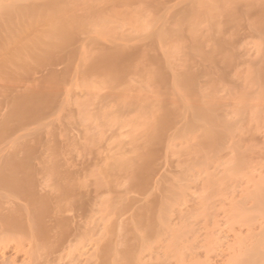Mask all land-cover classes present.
Segmentation results:
<instances>
[{
	"label": "rangeland",
	"instance_id": "1",
	"mask_svg": "<svg viewBox=\"0 0 264 264\" xmlns=\"http://www.w3.org/2000/svg\"><path fill=\"white\" fill-rule=\"evenodd\" d=\"M63 1L84 22L72 40L48 62L0 69V124L25 93L49 100L0 138V162L27 158L31 197L48 203L39 230L30 196L0 187V264H233L264 230L249 198L264 181V0L203 2L196 30L178 20L203 0ZM0 10V40L36 19L13 26ZM2 41L0 61L14 47ZM115 48L136 61L119 82L93 67ZM204 106L213 123L196 118Z\"/></svg>",
	"mask_w": 264,
	"mask_h": 264
},
{
	"label": "bare ground",
	"instance_id": "2",
	"mask_svg": "<svg viewBox=\"0 0 264 264\" xmlns=\"http://www.w3.org/2000/svg\"><path fill=\"white\" fill-rule=\"evenodd\" d=\"M24 1H28V0H24ZM23 1V2H24ZM34 1V0H33ZM68 0H66V2H67ZM116 1V0H115ZM120 2L121 1H130V0H119ZM193 1H197V0H193ZM200 1V0H199ZM212 1H215V2H219V3H221L222 2V7L223 6H226V7H228L229 6V4L230 3H228V5H227V1H229V0H203V1H200L199 3H198V1H197V3L198 4H196L195 5V7L194 8H192L190 5V7L189 8H187L186 10H184L183 12H184V17L182 18V16L183 15H181L180 16V14H179V16H178V19L181 17L182 19H183V21L182 20H178L179 21V23H178V25H180V27L181 28H183L182 26H181V24L185 21L186 22V25H187V22H188V25L187 26H189V24H190V26L191 25H193V27H190L191 29L193 28V29H195L196 30V28H197V26H198V23L199 22H201L202 20H203V22H204V20H206V19H209V14L208 13H201L200 11L201 10H199V9H208V8H212V4H213V2ZM233 1V0H232ZM242 1V0H241ZM245 1H248V0H245ZM258 1V0H257ZM23 2H21V0H11V2L10 3H8V0H7V3L8 4H6L5 3V1L3 2L2 1V4H0V8H11L12 9V11H9L8 13L6 12V14H7V16L9 17L7 20H8V22H12V24H13V22H15L16 21V19H15V21H12L13 20V18L12 17H16V18H21L20 20H23L22 19V17L24 16V17H26L25 15H28L27 17H29V15H36L35 17H36V19H34V21H32V23L29 25L28 24V21H27V28L28 27H30V29L28 28V30H25V25L24 26H22V24L23 23H25V22H20V25L22 26V27H24V30L25 31H21V27H19L18 28V26H20V25H18V26H15L14 28H16L17 27V30L18 29H20V31H13V30H11V32H8V30H6V27H2L3 29L5 28V30H6V32H7V34H6V32H5V34H4V32H2V34H3V37H2V39H5V41H9V43H13L14 44V47H12V48H10V46H9V44L6 42V44H7V48L5 49V51H7V52H5V57H3V58H6V59H4L3 60V58H2V60L0 61V69H3V68H5V67H7L8 65L10 66L11 65V63H10V61H14L15 62V65H17L18 67H22V66H27L26 64H29V62H31L32 60H34V62L35 61H37V62H39V63H44V62H48V61H50L52 58H53V55H54V53L56 54V51H58V48H60V47H65V45H67V43L70 41V40H72V37H73V35H74V30L75 31H77L78 30V28H80L79 27V25H83L84 24V22L83 23H81V24H79L80 23V21H78L79 20V17L77 18H74L76 15H72V16H74V17H72V16H70L71 15V13H70V15H68V16H65V15H67L65 12H64V9H68V8H66L67 6H69V5H67V3H66V6H64V5H61V3H64L65 1H63V0H46V2H43L44 4L43 5H40V6H36V5H34L33 3H31L30 2V4H28V3H23ZM203 2H205V4H207V6H203L204 5V3ZM208 2V3H207ZM212 2V4H210ZM226 3V4H224V3ZM231 2V1H230ZM235 2V1H234ZM264 2V1H263ZM262 2V3H263ZM194 3V2H193ZM192 2H191V4H193ZM203 3V4H202ZM218 3V4H219ZM232 3V2H231ZM251 3V2H250ZM253 3V2H252ZM261 2H258V4H260ZM65 4V3H64ZM209 4V5H208ZM235 4V3H234ZM248 4H249V1H248ZM256 4V3H255ZM255 4H253V5H255ZM258 4H256V5H258ZM38 5H39V3H38ZM220 5V4H219ZM220 5V6H221ZM237 6H238V3L236 4ZM252 4H251V6H253ZM204 8H203V7ZM209 6V7H208ZM200 7V8H199ZM202 7V8H201ZM217 7H218V5H217ZM230 8H231V4H230V6H229ZM260 7L261 8H263V11H264V7L262 6V5H260ZM198 8V9H197ZM249 8V7H248ZM247 7H246V10L248 9ZM188 9H192L191 11H193V13L192 12H189L190 10H188ZM225 8H223V9H221V10H224ZM254 9V8H253ZM7 10V9H6ZM196 10H199V12L198 11H196ZM228 10H230V9H228ZM235 10H236V8H235ZM250 10V9H249ZM1 11V10H0ZM8 11V10H7ZM66 11V10H65ZM68 11H70V10H68ZM186 11V12H185ZM190 13H188V12ZM195 11H196V13H195ZM203 11V10H202ZM207 12V10H204V12ZM208 11H210V14H211V17L213 18L215 15H213V13H211L212 11L209 9ZM217 11V10H216ZM231 11H232V8H231ZM2 12V11H1ZM218 12V11H217ZM186 13V14H185ZM189 14V16L191 15V17L189 18V21H188V17L186 16V15H188ZM204 14L205 15V18H206V16H207V18L205 19L202 15V18H201V16L200 17H198L199 15L198 14ZM219 13H221V12H219ZM224 13H227L226 12V9H225V12ZM231 13V12H230ZM182 14V13H181ZM208 14V15H207ZM214 14H216V12H214ZM223 14V13H222ZM227 15H230L229 13L227 14ZM243 15V14H242ZM70 16V17H69ZM192 16L194 17L195 16V18L197 19V18H199V20H197L196 21V19L195 18H192ZM209 16V17H208ZM232 16H234L233 15V12H232ZM231 16V17H232ZM31 17H33V18H35L34 16H31ZM230 17V18H231ZM261 17H263V19H264V16H261ZM2 18V17H1ZM81 18V17H80ZM204 18V19H203ZM27 19V18H26ZM190 19H192V20H194V21H192V20H190ZM202 19V20H201ZM211 19V18H210ZM227 19V18H226ZM239 19V18H238ZM263 19H261V21L263 20ZM20 20H18V22H15L14 24H13V26L16 24L17 25V23H19V21ZM28 20H29V18H28ZM33 20V19H32ZM177 20V19H176ZM1 22H2V20H0ZM177 21V22H178ZM198 22V23H196V22ZM207 21V20H206ZM205 21V22H206ZM235 21V20H234ZM238 21V20H237ZM190 22V23H189ZM193 22H194V24H193ZM259 22V21H258ZM3 23V22H2ZM22 23V24H21ZM44 23H46L45 25L47 26V29H44L43 31H39V28H38V30L35 28L36 26H39L40 24H43V26H44ZM76 23L77 24H79L78 26L76 25ZM202 23V22H201ZM183 24H185V23H183ZM182 24V25H183ZM197 24V25H196ZM2 25H4V24H2ZM195 25V26H194ZM199 25H200V23H199ZM46 26H44V28L46 27ZM184 26V25H183ZM1 27V26H0ZM40 27H42V26H40ZM180 27H179V29H180ZM185 28H186V26H184ZM189 27H187V29L189 30ZM219 27V26H218ZM26 28V29H27ZM75 28H77V30L75 29ZM198 28H199V26H198ZM43 29V28H42ZM42 29H40V30H42ZM167 29V28H166ZM213 29H214V27H213ZM170 29H168L167 31H169ZM182 30V29H181ZM198 30V29H197ZM166 31V32H167ZM175 31V30H174ZM173 30H172V32H174ZM178 31H180V30H176V32H178ZM190 31V30H189ZM165 30L163 31V30H160V32H158V36H159V38H160V36H164L165 35ZM170 32V31H169ZM168 32V35L166 34L165 36H171L172 34V32H170L169 33ZM192 32V31H191ZM175 33V32H174ZM180 33V32H179ZM179 33H178V35H179ZM192 33H195V31H193ZM182 34V33H181ZM196 34V33H195ZM195 34H193V35H195ZM173 35H176V33L175 34H173ZM177 35V36H178ZM181 37V36H180ZM179 37V38H180ZM0 38H1V36H0ZM166 38V37H165ZM1 39V40H2ZM160 39H162V38H160ZM0 40V41H1ZM194 40H196V39H194ZM5 41L3 42H1L2 43V47H4L6 44H5ZM197 43V42H196ZM10 44V45H11ZM200 44V43H199ZM197 44H195L194 46H196ZM8 46H9V48H8ZM0 47H1V45H0ZM63 47V48H64ZM124 48V47H123ZM194 48V47H193ZM196 48V47H195ZM198 48V47H197ZM61 50V49H60ZM114 50V49H113ZM111 51V52H106V53H103L102 52V54L101 55H99V56H97L96 57V59L93 61V67L96 69V70H100V71H102L103 72V74L102 75H108V76H110V80H112V82L113 81H117L118 80V82H119V79H120V77H122L121 76V72H123V71H125V70H128V69H134V67H133V63H135L136 61H133V59H131V57H132V54L130 55V54H128V53H126V52H129L128 50H126V52H125V50H123V49H119V48H115V51ZM3 54V53H2ZM7 54H9V56H8V58L6 57L7 56ZM3 56V55H2ZM135 56V55H134ZM94 57V56H93ZM133 58V57H132ZM205 58V57H204ZM30 59H32V60H30ZM207 60H208V58H206ZM27 60H29V62L27 61ZM135 60V59H134ZM8 63H10V64H8ZM13 63V62H12ZM14 64V63H13ZM31 64H32V62H31ZM34 64V63H33ZM33 64H32V66H33ZM92 64V63H91ZM134 65H136V64H134ZM264 66V65H263ZM15 67V66H14ZM131 67H133V68H131ZM26 68V67H25ZM20 69V68H19ZM22 69V68H21ZM20 69V70H21ZM262 70V69H261ZM28 71V70H27ZM26 71V72H27ZM95 71V70H94ZM97 72V71H96ZM102 72H100V74L102 73ZM120 73V74H119ZM104 75V76H105ZM158 75V74H157ZM188 75V74H187ZM160 76V75H159ZM194 76V75H193ZM193 76H189V77H191V80H192V78H193ZM54 78V77H53ZM160 78V77H159ZM186 78V77H185ZM188 78V77H187ZM189 79V78H188ZM110 80H109V82H110ZM121 80V79H120ZM112 82H110V84L112 83ZM178 83L180 84V82H179V80H178ZM186 83H187V81H186ZM191 83V82H190ZM195 83V82H194ZM115 84V83H114ZM120 84V83H119ZM113 84H111V86H112ZM196 85V84H195ZM114 86V85H113ZM189 86H191V85H189ZM115 88H117V87H115ZM194 89V88H193ZM21 95H23V94H21ZM45 96H46V94H45ZM48 97V96H47ZM50 98V97H49ZM14 102H12V107H11V110L9 111V113H7L8 115H7V117L5 118V120L0 124V138L2 137V136H4V134H6V132L7 131H9L11 128H12V125L14 124V122H18V123H23V122H25L26 120H29V119H32V118H37V116L40 114V113H42L45 109H46V106H47V102H49V100L48 101H46V97H44V95H43V93L42 92H40V93H36V92H30V93H25V95H23V96H19L18 98H16L15 100H13ZM206 102V101H205ZM198 104V103H197ZM126 105H130V103L128 102ZM201 105V104H200ZM203 105V104H202ZM197 106H199V105H197ZM207 107V106H206ZM187 108V107H186ZM199 108V107H198ZM204 108H205V106H204ZM204 108H201V109H199L202 113L200 114H198L199 116H196V118H199V117H203V118H206V120H209V123H210V121L212 122V119L210 118V115H209V113L207 112V110H206V108L204 109ZM208 108V107H207ZM167 109V108H166ZM165 108H164V110H166ZM196 109H197V107H196ZM195 109V110H196ZM181 110V109H180ZM194 110V111H195ZM212 110V109H211ZM173 110H166V112H164L163 114H164V116L163 117H161V119L160 120H158L157 121V123H156V132H160L161 133V128H163L164 126H165V124L168 122V123H170L171 124V120H172V118H173V112H172ZM177 111H178V109H177ZM208 111H210V110H208ZM161 112H163V111H161ZM175 114H177V112L175 113ZM180 114V113H179ZM181 115V114H180ZM5 116H6V114H5ZM161 116V115H160ZM159 116V117H160ZM177 116H179L178 114H177ZM176 116V117H177ZM158 117V118H159ZM33 120V119H32ZM205 120V121H206ZM155 122H156V120H154ZM193 121V120H192ZM155 122L154 123H152V126L154 127V124H155ZM208 122V121H207ZM168 123L166 124V125H168ZM173 123V122H172ZM213 123V122H212ZM218 123V122H217ZM221 123V122H220ZM192 125H190L191 127H193V122L191 123ZM222 124V123H221ZM18 125V124H17ZM20 125V124H19ZM195 125H197V124H195ZM226 125V124H225ZM14 126V125H13ZM210 126V125H209ZM217 126H218V124H217ZM213 127V126H212ZM197 128V127H196ZM207 128H210V127H207ZM193 129V128H192ZM203 129V128H202ZM212 129V128H211ZM211 129H207L206 131H205V135L206 136H203V138L204 137H207L208 138V140H209V138L211 139V140H213L212 139V136L214 137V130L212 129V131H211ZM10 132V131H9ZM150 132H152V130H150ZM149 132V133H150ZM148 133V134H149ZM151 135L152 134H155V132H152V133H150ZM149 134V135H150ZM157 134V133H156ZM156 135H154L153 137L156 139V137H155ZM158 136V135H157ZM149 137H151V136H149ZM152 137V138H153ZM152 138H150V140H154V138L152 139ZM158 139H159V137H157ZM218 138V137H217ZM207 140V141H208ZM210 140V141H211ZM212 144V143H211ZM14 155V154H13ZM11 156V158H9V157H7V158H9V159H4L2 162H0V187L2 186L3 188H8V189H10L12 192H15V193H20V194H25V195H28V196H30L29 198H30V201H32V203H33V210H34V220H35V222L37 223V229H39L38 227H41L42 228V222L44 223V220H42V217H44L45 216V213H46V210L48 209L47 208V206H48V203H46L45 201L44 202H38V201H35V200H33V198L31 197L32 195H31V192H30V189L28 188V182H29V180L27 179L28 178V176H24V174H23V171H25V169H26V167H27V165H28V161H27V158L25 159V160H21V159H19V158H16V156ZM28 156V155H27ZM144 158V157H143ZM30 159V158H29ZM146 159V158H145ZM145 163H147L146 161H145ZM144 163V164H145ZM149 164V163H148ZM143 167V166H142ZM149 168V167H148ZM143 169H144V167H143ZM141 170V172L140 173H142L143 171H142V169L140 168L139 169V171ZM137 172V171H136ZM143 174V173H142ZM138 175V174H137ZM141 176V175H140ZM29 178H31V177H29ZM143 178V177H142ZM262 179V178H261ZM260 182V181H259ZM263 183V184H262ZM262 184V185H261ZM261 184L259 185V186H261V188L258 190L257 189V192H251V193H249V195L250 194H252V195H250L249 196V198H251V200L253 201V202H251V200H250V202L251 203H253V211H254V219H256V216H260L263 220L262 221H264V181H262L261 182ZM29 185H30V183H29ZM28 189H29V191H28ZM68 189V188H67ZM253 191V190H252ZM256 191V190H255ZM39 199V198H38ZM44 199V198H43ZM42 199V200H43ZM47 199V198H46ZM48 201V200H47ZM244 201V200H243ZM247 203V202H246ZM252 206V205H251ZM246 206H244V208H245ZM50 208V207H49ZM241 208H243V207H241V206H239V209H241ZM249 208V207H248ZM250 209V208H249ZM48 212V211H47ZM246 212V211H245ZM241 213V212H240ZM244 213V212H243ZM242 213V214H243ZM241 214V215H242ZM244 214H247V215H249L248 214V212L247 213H244ZM251 215V214H250ZM245 216V215H244ZM246 217V216H245ZM17 218V217H16ZM240 218H242V217H240ZM252 217H250L249 218V220L251 219ZM8 219V218H7ZM44 219V218H43ZM252 220V219H251ZM261 220V219H260ZM16 221V220H15ZM14 220H12L11 221V218H10V220H9V222L10 223H12V225H14L15 226V223H17V222H15ZM246 221H247V219H246ZM253 221V220H252ZM257 221V220H256ZM141 222V221H140ZM259 222V221H258ZM10 223H9V225H10ZM159 223V222H158ZM154 224V223H153ZM10 226V227H13V226ZM263 227V226H262ZM14 228V227H13ZM150 228V227H149ZM258 228V227H257ZM255 229V228H254ZM263 229H264V227H263ZM39 230H42V229H39ZM44 230H45V228L43 229V233H45L44 232ZM259 231H260V229H259ZM262 231V230H261ZM259 232V233H257V237L259 236V238H257L256 240H253L250 244H249V242H248V245H246L245 243H243V246L244 245H246V246H244L242 249H241V251L240 250H238V252L239 253H237L236 254V260H235V262H233L234 261V259H233V264H264V230L262 231V232ZM39 232V231H38ZM42 233V234H43ZM47 233V232H46ZM41 234V235H42ZM39 235V234H38ZM40 235V236H41ZM48 235V234H47ZM253 238V237H252ZM247 243V242H246ZM124 253V252H123ZM124 255H125V253H124ZM131 256V255H130ZM124 258H125V256H124ZM126 259V258H125ZM133 258H131V260H132ZM127 261H129V260H127ZM134 261V260H133ZM132 263V262H131ZM133 264V263H132Z\"/></svg>",
	"mask_w": 264,
	"mask_h": 264
}]
</instances>
